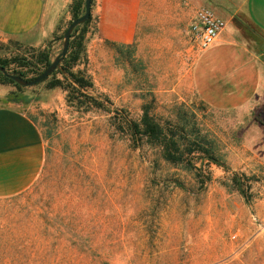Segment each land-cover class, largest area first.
<instances>
[{
  "label": "rangeland",
  "instance_id": "1",
  "mask_svg": "<svg viewBox=\"0 0 264 264\" xmlns=\"http://www.w3.org/2000/svg\"><path fill=\"white\" fill-rule=\"evenodd\" d=\"M143 2L137 42L118 45L95 38L101 3L92 0L83 53L70 68L90 87H49L53 76L63 79L57 72L32 86L3 84L0 104L18 103L29 115L45 154L30 187L0 197V264H264V124L255 120L264 102L218 110L187 84L199 50L190 29L196 12L233 8L220 0ZM71 4L70 20L42 45L0 34L9 72L31 79L44 69L41 55L54 59ZM229 25L252 44L264 38L241 10ZM144 104L156 120L178 122L181 138L198 133L231 172L251 177L248 199L230 188V171L200 154L189 167L165 161L158 146L133 147L118 126L138 120Z\"/></svg>",
  "mask_w": 264,
  "mask_h": 264
},
{
  "label": "crops",
  "instance_id": "2",
  "mask_svg": "<svg viewBox=\"0 0 264 264\" xmlns=\"http://www.w3.org/2000/svg\"><path fill=\"white\" fill-rule=\"evenodd\" d=\"M95 38L118 45L137 42L147 8L143 0H99ZM214 1V0H213ZM233 8L219 12L226 21L220 38L200 49L191 64L188 87L197 99L218 110L247 108L264 102V38L252 44L230 27L241 10L264 36V0H220ZM72 0H0V34L42 45L70 20ZM232 10V9H230ZM226 14V15H225ZM228 15V16H227ZM8 88L0 84V98ZM44 141L38 126L18 103L0 104V197L25 191L39 176Z\"/></svg>",
  "mask_w": 264,
  "mask_h": 264
},
{
  "label": "trees",
  "instance_id": "3",
  "mask_svg": "<svg viewBox=\"0 0 264 264\" xmlns=\"http://www.w3.org/2000/svg\"><path fill=\"white\" fill-rule=\"evenodd\" d=\"M80 4L81 3L79 1L76 3V0H73L71 4V13L73 19L80 15ZM90 20L91 14L82 25H79L82 26V29L77 35L74 33L77 32L80 27L77 26L73 30L70 38L69 48L65 57L62 59L60 66L49 75H54L57 72L62 75L63 79L53 76V78L49 80V87L65 86V89L69 90L74 88L72 84L77 85L78 88L81 89L84 87H90L92 85L90 81L83 77L80 71L73 72L70 69L72 65H74L79 60L81 54L83 53V40L87 32V29L84 26H86ZM39 59L40 62H42L41 64H43L42 66H44V68L50 63L48 61L47 55L43 54ZM0 65L5 67V64L1 62ZM17 75L23 77L22 73ZM48 77L43 79V81ZM67 81L70 83H65ZM5 83H13L14 85L18 86L16 82H14L9 77L4 76L0 72V84ZM82 96L88 98V95ZM68 100L69 99L67 98V101ZM149 108L150 107L147 104H144L142 106V114L138 120H132L125 117L124 124L118 126L119 131L127 134L133 147H138L143 143L158 146L161 150V156L165 161L173 165H179L183 163L189 167L193 166V159L195 158L193 154L197 153L203 158H206L208 162L222 167L227 172H231V168L219 160L210 147L208 141H206L198 133H196L195 136L181 138L178 135V132L174 129L175 126H179L178 122H171L170 120L160 122L155 119ZM255 120L264 124V106L260 107V109L256 111ZM231 173L232 174L229 178L230 188L237 191L244 198L248 199L252 178L240 171H232Z\"/></svg>",
  "mask_w": 264,
  "mask_h": 264
},
{
  "label": "water",
  "instance_id": "4",
  "mask_svg": "<svg viewBox=\"0 0 264 264\" xmlns=\"http://www.w3.org/2000/svg\"><path fill=\"white\" fill-rule=\"evenodd\" d=\"M91 4L92 0H84V11L81 15L78 17L72 19L66 29L64 30L63 33V41H62V48L60 52L54 57V59L49 63L47 67H45L41 73H39L37 76H35L32 79H26L20 75L13 74L9 72L4 66L0 65V72L6 76L12 79L14 82H16L19 85L22 86H32L35 85L39 82H41L43 79L48 77L54 70H56L62 61V59L65 57L68 48H69V43H70V38L73 30L75 27L78 25L83 24L90 16L91 14Z\"/></svg>",
  "mask_w": 264,
  "mask_h": 264
},
{
  "label": "built area",
  "instance_id": "5",
  "mask_svg": "<svg viewBox=\"0 0 264 264\" xmlns=\"http://www.w3.org/2000/svg\"><path fill=\"white\" fill-rule=\"evenodd\" d=\"M226 27V21L207 9H199L190 29L197 45L204 49L216 42Z\"/></svg>",
  "mask_w": 264,
  "mask_h": 264
}]
</instances>
